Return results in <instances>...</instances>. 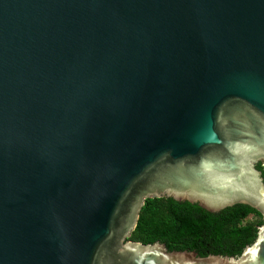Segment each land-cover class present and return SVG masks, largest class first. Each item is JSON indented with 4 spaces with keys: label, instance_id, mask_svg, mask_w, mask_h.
<instances>
[{
    "label": "water",
    "instance_id": "obj_1",
    "mask_svg": "<svg viewBox=\"0 0 264 264\" xmlns=\"http://www.w3.org/2000/svg\"><path fill=\"white\" fill-rule=\"evenodd\" d=\"M264 0H0V264H264ZM260 213L238 256L127 239L147 198Z\"/></svg>",
    "mask_w": 264,
    "mask_h": 264
},
{
    "label": "trees",
    "instance_id": "obj_2",
    "mask_svg": "<svg viewBox=\"0 0 264 264\" xmlns=\"http://www.w3.org/2000/svg\"><path fill=\"white\" fill-rule=\"evenodd\" d=\"M264 179V166L256 165ZM262 216L246 204H234L210 212L196 203L171 197L147 198L137 224L127 239L142 243L161 242L168 250H193L238 256L257 235Z\"/></svg>",
    "mask_w": 264,
    "mask_h": 264
}]
</instances>
